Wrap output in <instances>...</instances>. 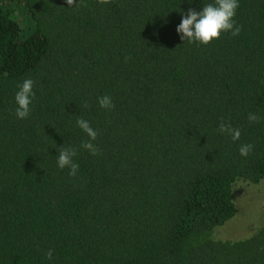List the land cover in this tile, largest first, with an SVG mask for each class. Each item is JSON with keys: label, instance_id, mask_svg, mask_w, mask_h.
Here are the masks:
<instances>
[{"label": "trees", "instance_id": "1", "mask_svg": "<svg viewBox=\"0 0 264 264\" xmlns=\"http://www.w3.org/2000/svg\"><path fill=\"white\" fill-rule=\"evenodd\" d=\"M213 2L0 0V264H264V218L215 237L237 215L236 184L264 180V0H239L238 36L183 41V15ZM80 117L98 155L80 147ZM62 145L76 176L58 167Z\"/></svg>", "mask_w": 264, "mask_h": 264}, {"label": "clouds", "instance_id": "2", "mask_svg": "<svg viewBox=\"0 0 264 264\" xmlns=\"http://www.w3.org/2000/svg\"><path fill=\"white\" fill-rule=\"evenodd\" d=\"M69 7H79L83 3V0H66ZM99 4H108L110 0H98ZM239 7V0H214L213 3L204 4L202 11H196L190 8L187 13L182 17L181 23L177 26L176 31L181 34L183 41L189 43L198 42L199 44L207 45L213 39H218L222 32H230L232 36H238L242 30V26H237L234 17ZM35 81L31 78L24 79L21 84L18 85V91L15 95V102L17 104L15 114L17 118L24 119L30 114V105L35 97L33 91ZM100 107L105 109L114 108V102L111 97L104 95L98 98ZM87 107V104L85 105ZM261 117L255 113H249V123L260 122ZM80 129L86 133L89 139L83 141L80 145L81 148L88 150L92 155L99 154V148L93 143L97 139L99 134L98 129H93L90 126V122L83 117H80L76 121ZM217 131L229 135L233 141L239 140L241 136V130L235 128L231 123H225L221 120L217 127ZM254 149L252 144L240 145L239 152L241 156L247 157ZM57 164L60 169L69 168V175L76 176L79 164L74 161V157L77 155V149L71 146H59L58 147ZM53 256V250L49 249L46 253V257L50 260Z\"/></svg>", "mask_w": 264, "mask_h": 264}, {"label": "rangeland", "instance_id": "3", "mask_svg": "<svg viewBox=\"0 0 264 264\" xmlns=\"http://www.w3.org/2000/svg\"><path fill=\"white\" fill-rule=\"evenodd\" d=\"M237 215L217 228L215 237L238 240L251 236L264 218V180L258 184L240 181L235 186Z\"/></svg>", "mask_w": 264, "mask_h": 264}]
</instances>
